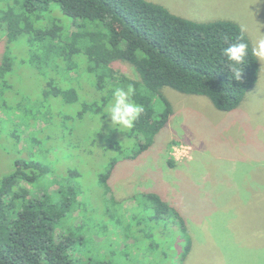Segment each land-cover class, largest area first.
I'll return each mask as SVG.
<instances>
[{"label":"trees","instance_id":"16d2710c","mask_svg":"<svg viewBox=\"0 0 264 264\" xmlns=\"http://www.w3.org/2000/svg\"><path fill=\"white\" fill-rule=\"evenodd\" d=\"M5 8L0 11V27L5 29L6 43L23 41L29 48L30 66L39 73L54 71L75 85L61 89L48 80L39 95L27 90L16 93V83L9 77L15 59L11 49L5 48L0 63V154L22 140L24 131L13 132L10 120L15 122L23 114L24 130L50 120L47 109L44 118L32 112L44 109L46 102L50 106L77 103L78 117L98 114L107 109L114 89L132 85V99L143 105L144 112L132 129L125 130L121 142L107 141L106 148L115 150L117 156L98 178L102 205L93 200L91 206L86 203L76 170L68 169L56 179L47 165L23 155L13 161L11 169L0 172V264H113L115 252L107 254L95 246L86 251L85 246L90 242L88 232L105 236L108 228L112 231L123 224L111 210L119 207L117 201L106 196L116 165L148 151L168 124L173 108L164 88L205 97L220 112L236 110L259 77L250 40L233 21H192L149 0H11ZM60 14L69 21H61ZM241 35L249 44V55L236 80L222 49L238 42ZM120 63L129 65L137 78L119 72ZM86 88L92 94H86ZM30 113L34 120L24 123ZM27 139L32 141L29 148L40 144L31 135ZM168 163L173 165L171 160ZM48 179L56 185L52 192L46 191ZM127 201V224H144L139 232L169 223L182 229L186 236L180 255L183 261L192 243L180 212L154 193L132 195ZM97 210L102 220L88 229V223H93L88 214ZM74 213L82 224L72 225ZM57 226L61 231H56Z\"/></svg>","mask_w":264,"mask_h":264},{"label":"rangeland","instance_id":"374dc122","mask_svg":"<svg viewBox=\"0 0 264 264\" xmlns=\"http://www.w3.org/2000/svg\"><path fill=\"white\" fill-rule=\"evenodd\" d=\"M10 1L0 0V11L7 9ZM149 1L168 6L173 14L192 21H233L245 29L252 47L258 38L257 28L264 26V0H217L205 2L204 7L197 0ZM60 18L69 21L62 14ZM260 30L264 33V27ZM5 48L11 49L15 59L9 77L16 83V93L27 90L39 95L48 80L61 89L74 87V82L61 79L54 71L39 73L30 66L28 45L23 41L8 45L5 29L0 27V63ZM259 68L257 84L229 113L216 110L205 97L164 88L163 94L173 108L168 124L148 151L135 160L119 162L108 181L107 199L117 201L119 207L111 210L123 224L112 231L108 228L105 236L88 232L86 251L95 246L107 254L115 252L113 264H264V143L256 136L258 130H264V62H259ZM116 69L130 79L137 78L127 64L120 63ZM85 93L92 94L90 88ZM42 105L44 109L32 112L44 118V113L51 111L50 120L28 125L26 130L23 114L15 122L10 120L13 132H24L15 148L7 147L5 154H0V172L11 169L13 161L23 155L47 165L56 179L68 169L76 170L87 194L86 203L91 206L93 200L102 205L98 178L110 159L117 156L115 150L106 148L107 141L121 142L127 131L110 127L107 109L78 117L77 103ZM29 115L24 123L34 120ZM30 135L40 143L36 149L29 148ZM45 181L46 191L56 189L49 179ZM141 193H154L180 212L192 243L183 261L180 255L186 236L178 225L148 227L141 233L144 224H127V200ZM100 212L88 214L93 219L88 229L102 220ZM73 218L72 225L82 224L77 213ZM56 231L61 229L57 226Z\"/></svg>","mask_w":264,"mask_h":264},{"label":"clouds","instance_id":"9594fccd","mask_svg":"<svg viewBox=\"0 0 264 264\" xmlns=\"http://www.w3.org/2000/svg\"><path fill=\"white\" fill-rule=\"evenodd\" d=\"M261 27L257 28L258 38L250 53L258 62H264V33ZM245 29H242V32ZM227 43V40L225 41ZM222 55L227 62V67L232 71L233 77L239 80L242 73V64L249 55V44L245 41L243 35L239 37L238 42L228 43V46L222 49ZM135 95V88L128 85L127 88H116L112 93V100L107 107V116L110 117V127L118 126L123 130H130L135 126L140 116L144 112L142 104L136 103L132 97ZM257 140L264 143V130H258Z\"/></svg>","mask_w":264,"mask_h":264},{"label":"crops","instance_id":"0c3cea01","mask_svg":"<svg viewBox=\"0 0 264 264\" xmlns=\"http://www.w3.org/2000/svg\"><path fill=\"white\" fill-rule=\"evenodd\" d=\"M194 1H195V0H194ZM197 1H202L200 5H201L202 7H204V6H205V4H204L205 2H216L217 0H197ZM154 2L160 5V3H158L157 1H154ZM162 6L165 7V8H166V7H167V8H170V7L165 6V5H162ZM175 14H176V15H179V16H182V15L177 14V13H175ZM182 17H183V16H182Z\"/></svg>","mask_w":264,"mask_h":264}]
</instances>
